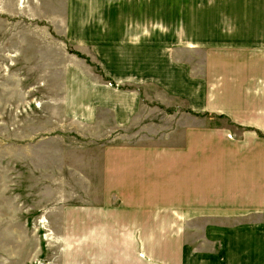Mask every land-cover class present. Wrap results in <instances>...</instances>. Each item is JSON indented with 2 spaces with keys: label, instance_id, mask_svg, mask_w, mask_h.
<instances>
[{
  "label": "rangeland",
  "instance_id": "rangeland-1",
  "mask_svg": "<svg viewBox=\"0 0 264 264\" xmlns=\"http://www.w3.org/2000/svg\"><path fill=\"white\" fill-rule=\"evenodd\" d=\"M261 72L264 0H0V264H73L51 216L97 195L141 263L264 264ZM112 150L160 154L148 166L175 183L174 205L142 218L102 199ZM232 181L240 216L217 238L173 213ZM91 241L76 264H95Z\"/></svg>",
  "mask_w": 264,
  "mask_h": 264
},
{
  "label": "crops",
  "instance_id": "crops-1",
  "mask_svg": "<svg viewBox=\"0 0 264 264\" xmlns=\"http://www.w3.org/2000/svg\"><path fill=\"white\" fill-rule=\"evenodd\" d=\"M228 62L232 61L234 54H226ZM230 60V61H229ZM252 60V56L250 57ZM249 60V61H250ZM247 73V74H246ZM249 77L253 76L251 71L245 72ZM264 76V73L261 72ZM229 85L232 88H236L233 84L232 79L229 77ZM227 99H232L227 97ZM228 108V107H227ZM210 116L213 112H209ZM151 158L152 161L157 164L159 162L160 154L154 153L148 155L147 153H125L122 156L116 150H112L106 154L104 168H100V179L102 182V177L106 178L101 185V198L105 199L107 195H112V199L117 205L125 204L127 201L133 202V206H137L138 213L142 218H145L146 213L157 214L163 212V205L168 202V206H173V191L175 188V183L166 182L163 179L166 177L163 170L153 171L148 166V159ZM102 164V162H101ZM121 164L123 166L121 167ZM118 165L120 168L118 170ZM158 166V165H157ZM121 168L124 171H121ZM157 168V167H156ZM162 168V167H161ZM104 174V176H103ZM213 185V184H211ZM215 185V184H214ZM228 187L233 192L228 195L219 192L220 188ZM239 186L235 181L220 183L209 189L208 193L205 194L204 201L202 202V208L198 210H185L181 209L178 212H173L175 215L177 213H185V216L189 214H194L193 216H188L189 220L196 217L198 220H206L210 224L207 227V239L217 238L213 235L217 232H222L227 229H219L222 226H227L228 220L237 221L240 212L238 205L241 203V198L238 194ZM99 190V189H98ZM106 190V192H104ZM95 198L85 199L84 203L64 205L57 207L56 212L51 216V228L53 233L63 242L64 247H67L65 251L64 260L68 263L76 264L78 261H83L85 256L83 255L85 248L91 249V239L95 237V264H118L117 259H120L117 255L124 254L125 259L131 258V263L126 264H144L134 257L130 250V245L137 240L138 236H132L130 240V234L119 233L118 238L121 240L117 241V226H116V214L110 213L109 207L113 204L105 200L103 203L96 201ZM93 213L92 222L87 215L89 214L88 208ZM159 207V209H158ZM134 208V207H133ZM98 215V218L94 217ZM115 215V219L112 216ZM140 217V218H141ZM141 218V219H142ZM185 218V219H186ZM125 224V223H124ZM121 225V227L124 226ZM130 227L129 222H127ZM202 236L201 234H199ZM204 238V237H203ZM88 239V241H86ZM128 241L130 243L128 244ZM209 242V240H206ZM77 244L79 251L72 254L70 252V245ZM207 245L205 244V247ZM218 246V245H217ZM196 248V247H195ZM215 249V248H214ZM218 250V248H216ZM140 254L143 252L138 249ZM205 251V250H204ZM220 252V250H218ZM91 253V252H89ZM210 253H206L205 256ZM218 256V253L210 254L209 259L213 260ZM123 260V259H120ZM205 262V263H204ZM208 261H203V264H207ZM211 262V261H210ZM211 264H217V262H211Z\"/></svg>",
  "mask_w": 264,
  "mask_h": 264
}]
</instances>
